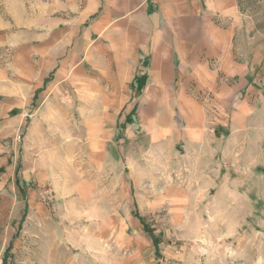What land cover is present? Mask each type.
<instances>
[{"label":"crops","instance_id":"obj_1","mask_svg":"<svg viewBox=\"0 0 264 264\" xmlns=\"http://www.w3.org/2000/svg\"><path fill=\"white\" fill-rule=\"evenodd\" d=\"M239 19L238 0H49L0 20V264L49 209L38 184L82 205L99 172L135 178L136 152L247 130L264 39Z\"/></svg>","mask_w":264,"mask_h":264},{"label":"rangeland","instance_id":"obj_2","mask_svg":"<svg viewBox=\"0 0 264 264\" xmlns=\"http://www.w3.org/2000/svg\"><path fill=\"white\" fill-rule=\"evenodd\" d=\"M40 1L49 0H0V20L32 18ZM238 6L240 36L254 47L264 39V0ZM254 112L246 131L211 133L203 146L173 138L136 152L135 178L99 172L82 205L81 195L60 198L38 184L49 209L25 217L7 264H264V101Z\"/></svg>","mask_w":264,"mask_h":264},{"label":"trees","instance_id":"obj_3","mask_svg":"<svg viewBox=\"0 0 264 264\" xmlns=\"http://www.w3.org/2000/svg\"><path fill=\"white\" fill-rule=\"evenodd\" d=\"M17 183L19 184L20 183V180L19 178H17ZM25 219V217H24ZM23 219V221H24ZM145 230L146 232L151 236L152 240H153V243H154V246L156 248V253L159 254V241L158 239L154 236L153 232L147 227L145 226ZM12 248V246L10 245V247H8L7 251H6V255H5V258H4V261H3V264H7V254L9 253L10 249ZM160 255V254H159Z\"/></svg>","mask_w":264,"mask_h":264}]
</instances>
